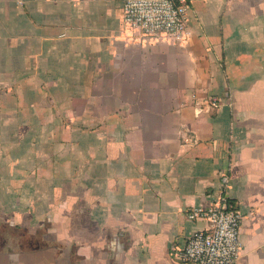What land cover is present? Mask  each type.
I'll return each instance as SVG.
<instances>
[{
	"label": "crops",
	"instance_id": "obj_1",
	"mask_svg": "<svg viewBox=\"0 0 264 264\" xmlns=\"http://www.w3.org/2000/svg\"><path fill=\"white\" fill-rule=\"evenodd\" d=\"M189 3L174 42L122 0H0V264H181L222 193L264 264V0Z\"/></svg>",
	"mask_w": 264,
	"mask_h": 264
},
{
	"label": "built area",
	"instance_id": "obj_2",
	"mask_svg": "<svg viewBox=\"0 0 264 264\" xmlns=\"http://www.w3.org/2000/svg\"><path fill=\"white\" fill-rule=\"evenodd\" d=\"M121 8L124 30L140 37L186 42L191 35L189 0H122ZM205 102L208 109L218 106L215 97ZM187 216L205 218L209 225L190 233L182 246H173L171 256L181 264H235L241 249L238 230L242 214L228 195L222 193L210 206H197Z\"/></svg>",
	"mask_w": 264,
	"mask_h": 264
}]
</instances>
